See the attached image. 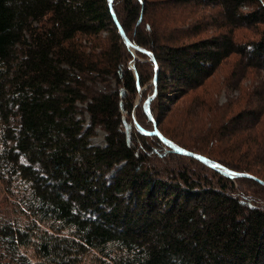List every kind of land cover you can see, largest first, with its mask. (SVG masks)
<instances>
[{"label":"trees","instance_id":"trees-1","mask_svg":"<svg viewBox=\"0 0 264 264\" xmlns=\"http://www.w3.org/2000/svg\"><path fill=\"white\" fill-rule=\"evenodd\" d=\"M116 1L0 0V264H264L263 195L236 188L264 189V0ZM195 90L181 124L222 162L158 127Z\"/></svg>","mask_w":264,"mask_h":264},{"label":"rangeland","instance_id":"rangeland-1","mask_svg":"<svg viewBox=\"0 0 264 264\" xmlns=\"http://www.w3.org/2000/svg\"><path fill=\"white\" fill-rule=\"evenodd\" d=\"M117 11L119 13V15L121 16V18L126 21L127 20V17H126V13H125V2L124 0H117ZM208 11H210V8H204L202 10V12L204 13H207ZM128 32L131 36H135V37H138V36H141V32H145L144 30V27L143 28H137L136 25H132L131 27H128ZM144 30V31H143ZM248 31L246 30H240L238 31L237 33L239 35L241 34H244V33H247ZM213 32L212 31H209V32H206V33H202L199 35V37H196L194 39H192L193 41H198V40H201L205 37H208V36H212ZM165 45V44H164ZM121 48L123 50V54L125 56V61L127 62L128 60H130L131 58H133L134 56H131V54H128L127 50L124 48L123 45H121ZM145 57L142 56L141 60L143 61ZM161 60V66H162V69L160 71L162 77L163 75H167V72H168V66H166L165 64V60L162 58L160 59ZM137 67L141 68L144 72V74L147 76V81L148 82L150 79V76H151V66L150 64L146 63V62H137ZM217 74V72H216ZM215 74V75H216ZM214 75V76H215ZM214 76L212 77V79L214 78ZM211 79V80H212ZM216 79V77H215ZM211 80H208L207 85H209L211 83ZM209 87V86H208ZM199 92H201V90L199 91H196L194 93H189L187 96H185L183 99H181V101H179L178 103H176L177 105L174 107V105H168L169 102H165V104H167V106H170L169 110L168 107L166 108L165 106H163L162 108H155V112H156V116H158L159 120H160V123L158 124V127L162 128L163 131H165L168 136H170L171 138L175 139V141L191 150H195L197 152H201L207 156H210L212 157L213 159L217 160V161H221L219 158L215 157L214 155H212V153L209 151L210 149H214V148H217L218 146H220L219 144H212V142H207L206 140H204L201 135L199 134L198 128H200L201 126H198L196 128H184L182 126V122L186 121L188 119V121H190V125H192V117H188L189 115H186V112L184 110L187 109V106H189V102L191 101V98L193 97V95L195 94H198ZM149 93V92H147ZM146 92L144 93L143 90L140 91V92H137L136 95H132L130 96L131 98V101H132V106H133V110H132V118H131V115H127V118L126 120H128V122H132V120H135V119H140V122L147 126V121L145 119H143V115L144 113H142V110H141V99H142V96L144 97V95L147 94ZM215 99L217 100H221V101H224V99L222 98V95H220L218 97L217 96H214ZM155 104V103H154ZM155 106V105H154ZM178 107V108H177ZM181 109V110H180ZM191 111V109H189ZM146 111V109H145ZM147 113V111H146ZM131 118V119H130ZM148 126L150 127L149 123H148ZM131 128H135V125H131ZM100 135L94 139V143L95 144H102L103 145V142H104V139H103V134L102 133H99ZM134 135H136V142L138 144V142L140 141L141 143H143V146H144V150L146 151V149L148 147L152 148L154 146H150L151 143H154L156 141L155 138H144V137H141L140 135H138V133H134ZM133 135V136H134ZM150 144V145H149ZM149 145V146H148ZM162 145V144H161ZM200 146V147H199ZM170 154V153H169ZM168 157V158H167ZM165 159H162V158H157V157H154L153 160L155 161H158L162 164H164L166 167L168 168H172L173 166H179V165H183V164H186V165H189L190 167H193L192 169L195 170V172H197L198 174H200V177H204L205 176H211V177H214L216 178V175L214 171L210 170V169H207L206 166L200 164L199 162H197L196 160H194L193 158L189 157L190 159H186V158H183V157H177V155L175 153H172L170 154V156H167ZM149 158V156L147 157ZM151 159V158H150ZM241 159H236V161H239ZM236 166L238 165H233L231 167L233 168H236ZM238 169V167L236 168ZM238 170H241V169H238ZM254 174V173H253ZM253 176V175H251ZM254 177V176H253ZM241 181H247L245 185L241 184L240 182ZM237 183V186L236 188L240 189V190H243V191H246V192H250V193H256L258 194V192L262 193L263 195V201H264V189L261 191L259 190L260 188H258L256 186L255 183L253 182H250L249 180H237L236 181ZM249 182V183H248ZM253 184V185H252ZM260 187V186H259ZM263 191V192H262ZM4 202L3 201V196L0 194V203ZM1 209V208H0ZM29 253H31V251H29Z\"/></svg>","mask_w":264,"mask_h":264},{"label":"water","instance_id":"water-1","mask_svg":"<svg viewBox=\"0 0 264 264\" xmlns=\"http://www.w3.org/2000/svg\"><path fill=\"white\" fill-rule=\"evenodd\" d=\"M115 21H116V23L118 24V21H117L116 18H115ZM120 31H121L122 34H124L122 28H120ZM148 105H149V103H147V104L145 105V109H146L147 113L150 115V107H149ZM155 129H156V130H155V131H156L155 133H156V134L159 133V132L157 131V126H156V125H155ZM159 137L163 140V142H164L165 144H168L169 146H171L172 148H174L177 152L182 153V154L190 155L188 152H186V151H184V150L178 148V147L175 146L174 144H170V143H169L166 139H164V137L161 136L160 134H159ZM193 156L196 157V158H198V159H202V158H200L199 156H196V155H193ZM203 161H204L205 163H207L208 165H210V166H214V165H213L211 162H209V161H206V160H204V159H203ZM214 167H216V166H214ZM217 167L221 168V166H217ZM222 169L225 170L224 168H222ZM234 175L237 176V174H235V173H234ZM241 176H243V175H241ZM244 176H248V177L254 178V180H256V178L253 177V176H251V175H244ZM244 176H243V177H244ZM257 181L264 185V182H263V181L258 180V179H257Z\"/></svg>","mask_w":264,"mask_h":264},{"label":"snow or ice","instance_id":"snow-or-ice-1","mask_svg":"<svg viewBox=\"0 0 264 264\" xmlns=\"http://www.w3.org/2000/svg\"><path fill=\"white\" fill-rule=\"evenodd\" d=\"M157 135H159V133H157ZM237 175H243V174H237Z\"/></svg>","mask_w":264,"mask_h":264},{"label":"bare ground","instance_id":"bare-ground-1","mask_svg":"<svg viewBox=\"0 0 264 264\" xmlns=\"http://www.w3.org/2000/svg\"><path fill=\"white\" fill-rule=\"evenodd\" d=\"M28 30V29H27Z\"/></svg>","mask_w":264,"mask_h":264}]
</instances>
